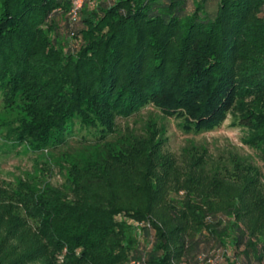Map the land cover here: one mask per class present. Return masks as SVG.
<instances>
[{
  "label": "trees",
  "instance_id": "trees-1",
  "mask_svg": "<svg viewBox=\"0 0 264 264\" xmlns=\"http://www.w3.org/2000/svg\"><path fill=\"white\" fill-rule=\"evenodd\" d=\"M70 10L69 0H0V92L4 108L20 110L4 139L64 177L0 187V264H264V234L246 208L186 192L184 209L170 210L174 226L154 220L156 143L111 139L117 118L152 105L197 131L233 115L264 155V0H87L75 18ZM76 125L92 142L73 148ZM136 143L145 162L132 169L124 157ZM125 187L137 199L123 200Z\"/></svg>",
  "mask_w": 264,
  "mask_h": 264
},
{
  "label": "rangeland",
  "instance_id": "rangeland-1",
  "mask_svg": "<svg viewBox=\"0 0 264 264\" xmlns=\"http://www.w3.org/2000/svg\"><path fill=\"white\" fill-rule=\"evenodd\" d=\"M42 27L46 28L45 25ZM19 112L16 106L4 108V97L0 92V187L11 191L16 188L18 180L40 179L61 186L64 177L57 167L51 168L41 163L43 160L40 159L41 162H35L36 155L29 152L26 146H15L5 141L7 128L17 125L15 119ZM188 120L174 114L165 116L152 105L129 117L116 119L111 139L132 135L144 142L140 145L149 147L156 143L159 149L154 163L156 173L152 178L159 185L160 193L153 205V219L160 222L168 219V226H174L170 210L179 211L182 206L184 209L178 200L184 201L186 192H190L199 199H208L217 208L235 204L250 210L247 217L250 226H256L264 234V216L259 215L260 198L264 202V155L247 143L249 133L235 123L233 115H227L211 130L189 128L186 126ZM68 139L73 148L90 143L93 140L92 130L76 125ZM134 146L133 149L128 148L124 157L130 167L134 166L132 169L144 166L145 162L136 161L134 151L139 144ZM132 154L133 157H130ZM124 175L129 180H137L130 172L126 171ZM117 193L125 201L137 199V195L126 187ZM172 206L174 209H171ZM42 262L46 264V261L33 264ZM61 262L62 257L59 256L56 264Z\"/></svg>",
  "mask_w": 264,
  "mask_h": 264
},
{
  "label": "built area",
  "instance_id": "built-area-1",
  "mask_svg": "<svg viewBox=\"0 0 264 264\" xmlns=\"http://www.w3.org/2000/svg\"><path fill=\"white\" fill-rule=\"evenodd\" d=\"M71 3V10H70V15L72 18H75L77 15V12L82 8L83 4L87 0H69ZM130 264H140L138 262H131Z\"/></svg>",
  "mask_w": 264,
  "mask_h": 264
}]
</instances>
